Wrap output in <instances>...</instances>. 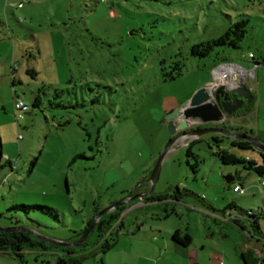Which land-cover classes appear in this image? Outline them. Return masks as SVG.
Returning <instances> with one entry per match:
<instances>
[{
  "label": "rangeland",
  "instance_id": "obj_1",
  "mask_svg": "<svg viewBox=\"0 0 264 264\" xmlns=\"http://www.w3.org/2000/svg\"><path fill=\"white\" fill-rule=\"evenodd\" d=\"M27 1L19 0L24 10L15 7L14 18L0 23V227L11 226L5 217L13 216L20 227L47 239L75 242L96 207L144 192L141 187L172 140L153 193H173L177 187L181 201L195 210L179 207V220L153 221L152 207L131 209L140 201L129 203L120 215L123 227L107 236L117 242L105 254L95 231L73 254L60 248L26 251V264L71 259L74 264H190L188 256L173 257L170 250L157 260L158 244L165 248L168 242L163 233L143 241L148 235L142 231L171 232L174 227H188L197 247L205 235L216 233L203 251L193 250L197 264H245L243 253L264 263L261 238L216 225L206 208L212 206L217 215L232 201L245 211L262 208L261 177L220 162L212 138L221 135L181 137L184 131L171 134L167 120L214 80L215 68L233 64L246 71L243 81L251 96L239 131L264 144V0ZM241 18L248 25L239 48L218 47L203 58L190 54L192 45L217 38ZM177 64L181 76L164 80ZM38 94L40 104L34 107ZM17 99L27 108L20 117L14 111ZM188 145L199 160L196 173ZM219 146L264 161V153L232 148L227 139ZM235 173L241 180L234 184L243 186L242 193L226 182ZM12 205L46 206L53 214L38 208L7 212ZM0 264L20 263L0 255Z\"/></svg>",
  "mask_w": 264,
  "mask_h": 264
},
{
  "label": "trees",
  "instance_id": "obj_2",
  "mask_svg": "<svg viewBox=\"0 0 264 264\" xmlns=\"http://www.w3.org/2000/svg\"><path fill=\"white\" fill-rule=\"evenodd\" d=\"M247 25L248 20L245 18H241L240 20L233 23L224 33H222L220 36H218L215 39H212L207 42H201L195 45H192L190 48V54L195 57L203 58L207 57L215 48L218 47H229L233 49L239 48V43L242 41L243 38L246 36L247 31ZM249 58H253V55L250 54ZM264 62V61H263ZM259 64L258 62L256 63ZM30 76L34 77L36 75V72L32 69H28L26 71ZM14 71L11 70V79H12V85H15V80L13 78ZM181 76V65H176V72L175 73H164L163 77L164 80H174L177 77ZM40 104V97L39 94L36 96L33 102V106L36 107ZM243 115L245 116V111L243 112ZM231 131H238L240 129L230 128ZM247 134V133H245ZM251 135V134H247ZM223 139H227L230 141V146L235 149L240 150H248V151H254V147L251 145L249 141L246 140H234L227 137H213L212 140L215 143L217 150L214 152V155L220 160V162L224 165H241L242 168L248 172H253L257 176L264 177V161L261 162L255 161L254 159H251L249 157H239L235 155L234 153L229 152L226 149H221L219 144L223 142ZM259 152V151H258ZM186 154L188 157L194 158V164L190 165L193 173L197 172V169L199 167V160L197 157L192 153L191 151V145H188ZM260 156L263 157V153L259 152ZM227 178H233L234 181L241 180L238 173H235L234 176H228ZM233 182L227 183V184H233L232 191L234 186H239L243 190V186L241 184H234ZM185 191V195H192L190 191ZM234 192V191H233ZM181 191L176 187L173 193L164 192L161 194H152L148 198H146L147 202H153V201H165V200H171L172 202L181 203V197L183 195L180 194ZM237 193V192H234ZM40 209L44 213H48L50 215L53 214L52 208L46 207V206H25V205H12L7 209V212L12 211H24L26 214L31 209ZM206 208L212 211H216L215 208L212 206H206ZM125 209V207L120 206L110 212L105 213L100 219L97 221L95 227L93 228V231L90 233L88 238L82 243L80 246H84L89 237L95 232L98 231L99 237L102 238L101 242L98 244V247L101 250V253L105 254L107 251H109L111 248H113L117 242L116 238H112L109 240L107 236L112 235L117 229H121L123 227L122 220L120 219V215L122 211ZM101 210V208L96 207L94 210V216L95 214ZM168 212V211H167ZM174 210L171 209L170 213H173ZM221 212H227L229 215L224 218H229L231 214L235 216L233 220L230 219V222L235 224L237 227L241 228L242 230H245V232L249 235V237L261 238L263 240L262 230L260 228V221L263 218V213H258L257 211H245L239 207L236 206V204L232 201L226 205L224 209L221 210ZM4 214L0 213V217H3ZM94 216L87 222L86 226L76 235V241L79 240L83 234L86 232V230L90 227L92 220ZM5 219H10L11 226L8 228H23L20 227L18 224V220L14 218L13 216L5 217ZM228 222V221H227ZM115 224V225H114ZM26 229V228H23ZM29 230V229H26ZM33 231V230H29ZM35 232V231H33ZM36 233V232H35ZM37 234V233H36ZM39 235V234H38ZM106 236V237H105ZM105 237V238H104ZM104 238V239H103ZM256 238V239H257ZM75 241V242H76ZM260 241V240H259ZM258 241V242H259ZM73 243V242H72ZM65 247V246H57L50 243H47L43 240L38 239L37 237L31 235L28 232L25 231H11V232H3L0 231V252H6L8 253L13 259L17 260L20 264H26L24 260V253L29 250H37V251H47L51 248H60L67 254H73L75 252L74 248L80 247ZM245 264H256L255 259L253 260L252 257L249 255H245L244 253ZM60 263L62 264H74L77 263L75 260H70L69 262H65L64 260H60ZM99 264H103L102 262H99ZM264 264V263H262Z\"/></svg>",
  "mask_w": 264,
  "mask_h": 264
},
{
  "label": "water",
  "instance_id": "obj_3",
  "mask_svg": "<svg viewBox=\"0 0 264 264\" xmlns=\"http://www.w3.org/2000/svg\"><path fill=\"white\" fill-rule=\"evenodd\" d=\"M230 83L226 84H207L203 88L197 90L191 98L188 100L186 105L175 112L171 113L167 120H168V126H169V132L171 134L175 133L176 131H182L188 128L193 127L194 125L197 124H208V123H222L225 120L226 115L234 114L235 111L241 107V102L242 100H246L247 103L251 102V96L249 95V91L245 88V86H242L240 83V80L236 83V86L233 85L232 80H230ZM226 94L230 93L233 95V98L238 99L237 103L235 106L227 108L222 105H218L216 101L219 100L220 94ZM213 95H215V101L213 98ZM203 134H219L222 136H225L230 139L234 140H246L251 143V145L259 152L264 153V144L252 137L251 135H247L238 131H230L224 128H216V127H211V128H203V129H192L189 130L188 132H183L181 134L182 136L185 135H190V136H197L198 138L203 135ZM174 140H172L165 148L161 156L159 157L152 173L146 180L147 183H149L150 188L149 191L137 195V196H132L131 198L128 199H122L119 202L110 204L109 206L99 210L90 225V227L86 230V232L83 234V236L77 240L76 242L73 243H63V242H57L53 241L50 239H47L41 235L36 234L33 231H29L23 228H8V227H0V231L3 232H11V231H18L22 230L25 232L30 233L31 235L37 237L40 240H43L47 243L57 245V246H65V247H76L80 246L84 241L88 238L90 233L93 231V228L95 227L97 221L102 217L105 213L110 212L120 206L127 205L129 203H132L136 199H142L145 197H148L153 194V190L155 187V184L158 180L159 173H160V164L167 153L170 145L173 143ZM0 157H1V148H0ZM233 178H227L226 177V182L230 183L233 182Z\"/></svg>",
  "mask_w": 264,
  "mask_h": 264
},
{
  "label": "crops",
  "instance_id": "obj_4",
  "mask_svg": "<svg viewBox=\"0 0 264 264\" xmlns=\"http://www.w3.org/2000/svg\"><path fill=\"white\" fill-rule=\"evenodd\" d=\"M18 1L19 0H0V23L4 20V17H6L8 19L10 17V15H11V18H14V15H13L14 11H12V9H16L17 8L19 11L24 10V8H25L24 4L21 7L17 6L19 4ZM29 1H32V0H28L27 2H29ZM10 11H12L11 14H9ZM231 65H233V64H231ZM13 78H14V74H13ZM230 80L234 81L233 82L234 86H236V83L238 82V80H240V83L242 84V86H245V83H244L243 79L237 78L236 75L230 76L226 82H220V81L217 82V81L213 80L212 82H210L208 84L214 83V84L221 85V84H226L227 82L232 84L230 82ZM237 119L239 121L238 120L237 121L236 120L233 121L234 124L232 125V128L243 129L242 122L245 119V116L244 117L243 116L238 117ZM192 137H194V136H192ZM195 139H196V137H195ZM141 188L144 189V192H142V193H145V192H147L149 190L150 185H149V183H147L146 185H144ZM166 192L169 193V191H166ZM161 193H164V192H161ZM161 193H157V194H161ZM186 204H187L186 201L184 203H183V201H181V203H176V202H172L171 200H165V201H161V202L153 201V202H148V204H142V203L139 202L137 204V206H133L131 209L142 208V207H145V206H146L145 208L152 207L155 210V212H153L150 215L151 216L150 219L153 220V221H161L163 219L168 220L172 216H173V218L179 220L180 216H182V210H178L179 207H186V209H190V210H193V211L195 210L194 207H188ZM169 206H171L172 209L174 210L173 213L169 214L167 212ZM162 208H164L165 210L163 211ZM208 211H210V213L212 214L211 217L213 218V220L216 223V225L225 224V225H229V226L235 227L236 229H238V230L242 231L243 233H245L247 238H250L249 235L245 232V230H242L241 228L237 227L235 224L231 223L230 221H228V222L226 221L227 218H224V217H227L229 215L227 212L224 213V212L220 211V214L217 215L216 211H212L211 209H209ZM204 214L207 215V216H210L209 213H207V212H205ZM144 224L145 223H141L140 225H138V227H137L138 233H140L142 231V230H140L139 227L140 226L143 227ZM189 231H190V229L188 227L184 231H181V227H174L171 232H167L166 230L164 232L158 231V230L157 231H153L152 229H149L148 231L147 230L146 231H142V232H144L145 234L148 235V237H147L148 239L147 240L144 239L143 241H150L149 239H151L150 235H152V233H156V234L163 233L164 237L167 238L168 242H166L165 248H164V245L160 246L158 244L157 260H159V258H163V256H165L164 255V251L165 250H170L171 255L173 257L175 255L176 256H182V255L188 256V260L190 261V264H192V263L193 264H197V261L194 260L193 258H191V254H193L192 253L193 250L197 247L195 245L196 244V240L189 233ZM214 235H216V233L211 232V235H205L203 238H201V241H200L201 243H200V245L197 248H200L199 250L203 251L204 248H205V246H204L205 241H207L209 239V237L212 238ZM224 236H226V235L225 234L221 235V237H224ZM256 240L259 241L258 239H256ZM0 255H4L5 257H11L6 252H0ZM156 264H157V261H156ZM166 264H167V260H166Z\"/></svg>",
  "mask_w": 264,
  "mask_h": 264
},
{
  "label": "built area",
  "instance_id": "obj_5",
  "mask_svg": "<svg viewBox=\"0 0 264 264\" xmlns=\"http://www.w3.org/2000/svg\"><path fill=\"white\" fill-rule=\"evenodd\" d=\"M21 1H23V0H21ZM17 6L21 7L22 3L19 2V4ZM249 56H251V55H249ZM215 75L221 76L222 79L227 81L228 78L230 76H233V75H236L237 78H240V79L244 80L247 74H246V71L244 69L240 68L239 66L231 65V64H222V65L218 66L216 69H214V71H213V78L216 81ZM25 108H26V106L24 105V103L21 100L17 99L14 102V111L17 114L18 117H20L19 113L22 110H24ZM260 186L262 188L261 195H262L263 207L262 208H257V209H255V211H257L258 213H263L264 212V179L260 180ZM233 191L237 192V193H242L243 192L242 188L239 187V186H234ZM234 218H235V216L233 214H231L229 216V218L226 219V221H230V219L233 220ZM261 221L264 224V215H263V218L261 219ZM262 235H263V240L262 241L264 243V229H262Z\"/></svg>",
  "mask_w": 264,
  "mask_h": 264
},
{
  "label": "flooded vegetation",
  "instance_id": "obj_6",
  "mask_svg": "<svg viewBox=\"0 0 264 264\" xmlns=\"http://www.w3.org/2000/svg\"><path fill=\"white\" fill-rule=\"evenodd\" d=\"M219 96V100L216 101V103L218 105H222L224 107H227V108H230V107H233L236 105L238 99H235L233 98V95H231L230 93H226V94H220L218 95ZM213 98H214V101H215V95H213ZM249 106V103L246 102V100H242L241 102V107L238 108L234 114H230V115H226L225 116V120L222 122V123H208V124H197V125H194L193 127L191 128H188V129H185L183 131H186V130H192V129H203V128H211V127H216V128H224V129H227V130H230V127L226 126L228 125V123L230 122H233V121H237L238 117H241V116H244L243 115V112L245 111L246 107ZM239 121V120H238ZM235 129H238V128H235ZM231 131V130H230ZM219 135V134H218ZM222 136V135H221ZM225 137V136H223ZM146 193V192H145ZM137 194V193H135ZM141 194H144V193H141ZM140 194V195H141ZM132 196H137V195H134V194H129L128 196H126L124 199H128V198H131ZM149 197V196H148ZM148 197H145V198H142V199H136V201H133L131 204L133 203H137L138 201H140V203L142 204H148V202L146 201V198Z\"/></svg>",
  "mask_w": 264,
  "mask_h": 264
},
{
  "label": "bare ground",
  "instance_id": "obj_7",
  "mask_svg": "<svg viewBox=\"0 0 264 264\" xmlns=\"http://www.w3.org/2000/svg\"><path fill=\"white\" fill-rule=\"evenodd\" d=\"M215 79H216L217 82L218 81H220V82H226V80L222 79V77L221 76H218V75H215Z\"/></svg>",
  "mask_w": 264,
  "mask_h": 264
}]
</instances>
